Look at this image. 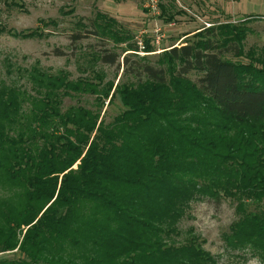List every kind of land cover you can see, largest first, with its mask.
Here are the masks:
<instances>
[{"label": "trees", "instance_id": "obj_1", "mask_svg": "<svg viewBox=\"0 0 264 264\" xmlns=\"http://www.w3.org/2000/svg\"><path fill=\"white\" fill-rule=\"evenodd\" d=\"M100 20L88 33L127 40ZM244 25L209 26L156 64L125 56L136 82L37 68L0 79V264H219L180 228L205 200L235 205L226 248L264 264V48L244 52ZM81 97L92 107H65Z\"/></svg>", "mask_w": 264, "mask_h": 264}, {"label": "rangeland", "instance_id": "obj_2", "mask_svg": "<svg viewBox=\"0 0 264 264\" xmlns=\"http://www.w3.org/2000/svg\"><path fill=\"white\" fill-rule=\"evenodd\" d=\"M103 17L113 19L112 28L127 40L115 44L88 33L91 24L102 23ZM242 23L248 31L244 52L264 48V0H0V79L23 84L21 75L37 68L53 75L65 71L73 80L95 71L116 86L136 82L124 72L125 56L156 64L164 51L195 42L198 33L209 26ZM77 32L84 38L74 42L72 36ZM141 43H148L152 52H140ZM131 44L139 46L137 55L129 51ZM107 48L120 54V66L98 61L97 54ZM227 57L238 60L230 54ZM93 101L91 97L66 99L65 107L82 104L91 108ZM104 111L106 121L111 122L122 107L115 102ZM236 219L231 201L205 200L191 204L180 228L183 238L198 237L219 264H258L248 253L226 248L223 234ZM1 257L17 258L13 254Z\"/></svg>", "mask_w": 264, "mask_h": 264}, {"label": "built area", "instance_id": "obj_3", "mask_svg": "<svg viewBox=\"0 0 264 264\" xmlns=\"http://www.w3.org/2000/svg\"><path fill=\"white\" fill-rule=\"evenodd\" d=\"M159 41H160V39H158L157 43H160ZM140 45H141V51L140 52L144 53L145 52V46L144 45L142 46V43Z\"/></svg>", "mask_w": 264, "mask_h": 264}]
</instances>
